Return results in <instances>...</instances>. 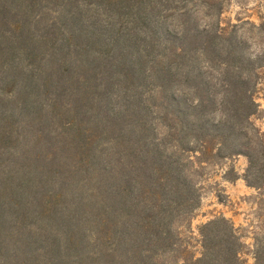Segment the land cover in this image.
Masks as SVG:
<instances>
[{
    "label": "trees",
    "instance_id": "trees-1",
    "mask_svg": "<svg viewBox=\"0 0 264 264\" xmlns=\"http://www.w3.org/2000/svg\"><path fill=\"white\" fill-rule=\"evenodd\" d=\"M199 2L0 0V264H247L225 217L199 255L175 229L197 165L245 155L264 182L262 65Z\"/></svg>",
    "mask_w": 264,
    "mask_h": 264
},
{
    "label": "rangeland",
    "instance_id": "rangeland-1",
    "mask_svg": "<svg viewBox=\"0 0 264 264\" xmlns=\"http://www.w3.org/2000/svg\"><path fill=\"white\" fill-rule=\"evenodd\" d=\"M205 2V3H204ZM199 6V23L212 28L225 26L249 45L248 55L260 69V81L256 92L258 112L252 118L249 135L252 147L258 154L264 153V0H203ZM193 6V4H190ZM209 13V14H208ZM204 67V66H203ZM207 76L219 75L205 69ZM248 158L236 155L217 158L197 165L192 174L200 194L199 206L175 222L180 240L199 255L200 227L208 221L225 217L230 220L245 243L243 257L247 264H257L254 252L264 250V182L251 186L248 182ZM254 178V177H253ZM249 179L252 180L249 177ZM170 264H178L174 254L163 256Z\"/></svg>",
    "mask_w": 264,
    "mask_h": 264
}]
</instances>
